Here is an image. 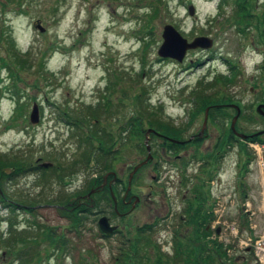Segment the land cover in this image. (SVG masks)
Listing matches in <instances>:
<instances>
[{
    "label": "rangeland",
    "instance_id": "374dc122",
    "mask_svg": "<svg viewBox=\"0 0 264 264\" xmlns=\"http://www.w3.org/2000/svg\"><path fill=\"white\" fill-rule=\"evenodd\" d=\"M155 1L29 0L30 6L21 10L18 5L0 0V56L10 62V40L5 35L11 28L21 54L30 58L25 66L9 63L12 70L0 62V157L19 156L33 162L34 167L58 168L46 173L33 170L3 185L6 202L12 198H35L37 202L11 211L0 193V264H122L123 249L130 248L126 239L135 237L137 228L152 226L155 218L169 217V207L177 213L183 204L187 206L182 212L184 218L177 213L151 230L149 237L158 252L150 247L149 254L135 257L137 264L158 263L159 255V264H174L172 257L179 242L186 252L193 253V260L204 257L210 242L223 254L220 264H260L255 258L264 259L262 250L257 249L264 247V145L233 139L223 158L218 154L208 158L217 145L226 141L236 113L228 109L230 117L216 114L217 122L209 117L200 135L206 110L196 114L193 96L195 92L198 96L202 92L216 93L239 100L241 106L236 100L230 103L231 108L235 109V104L244 110L236 122L238 130L246 134L264 131V121L256 111L257 104L264 102V24L252 18L249 24L241 25L240 32L238 25L226 23V17L235 11L233 0H162L168 2L169 9L161 4L159 13L151 17ZM252 1L253 12L263 15L264 0ZM191 5L195 7L193 15ZM38 19L45 27L43 32L35 27ZM168 24L189 41L208 36L213 46L188 50L182 62L163 58L158 50ZM231 66L239 71L236 82H217L221 74L233 76ZM110 84L114 85L108 90ZM141 86L148 90L149 100L144 99L151 103V110L159 107L160 116L172 128L185 129L178 139L194 135L203 142L199 146L188 142L183 149L175 150L158 136L148 134L153 158L137 171L129 190L130 172L149 155L147 133L133 137L129 129L133 126L125 129L138 108ZM108 100L116 112H96L98 117L86 112L91 107H104V103L108 108ZM35 103L39 106V121L32 123ZM77 116L88 120L76 124L73 120ZM81 130L87 132L84 137L92 130L114 136L111 149L117 178L95 161L65 168L80 155ZM252 157L248 171L247 161ZM156 174L165 192L157 187ZM113 178V183L119 184L121 213L113 211L104 194L96 195L100 204L95 209H99L97 214H85L80 231L71 230L69 219L60 212L63 203L57 201L76 200L85 193L89 198L91 181L104 179L103 184L110 185ZM130 191L132 196L142 198L138 196L133 207L123 201ZM198 206L203 207L200 219L195 217ZM102 215L110 216L111 222L118 225L111 236H104L99 229ZM11 221L16 230L12 231ZM46 227L54 228L58 239L64 237L66 244L59 247L45 240L41 231ZM10 238L15 252H23L19 259L10 250L12 247L3 243ZM257 238L259 242H251Z\"/></svg>",
    "mask_w": 264,
    "mask_h": 264
},
{
    "label": "trees",
    "instance_id": "16d2710c",
    "mask_svg": "<svg viewBox=\"0 0 264 264\" xmlns=\"http://www.w3.org/2000/svg\"><path fill=\"white\" fill-rule=\"evenodd\" d=\"M3 1H5L7 3L18 5L21 10L25 9L26 6L27 7L30 6V4H28V3H30L29 0H3ZM160 1H162V0H156L155 3L152 4L153 11L150 15L151 17H153L159 13L158 7H160L161 4L165 5L167 7V9H169V4L167 1H166V3H161ZM222 1L224 3L230 2V0H222ZM233 1L235 2V3L233 2L235 4L234 5L235 11H234L233 15L226 17V23L238 25L239 30H240V27L242 24H244V23L249 24V21L253 20L252 18H256L258 20H261V23L264 24V14L263 15L261 14V16H260V13H254L253 12L254 3L252 0H233ZM154 5H156V6H154ZM1 16L3 17L2 13H1ZM5 21H6L5 18H3L1 21L3 23V25H1L2 28L5 27ZM7 26L10 27L9 25H7ZM246 27H248V26H245L242 29L243 33H245V31H246V29H245ZM263 31H264V28H263ZM240 32H241V30H240ZM1 34L3 36H4V34H6L3 31V29H1ZM5 36L7 38H9V40H10V43L7 47V49L10 51V62L9 63L11 65L13 63L14 64L17 63L18 65H22V66H25L26 64L30 63V61H29L30 58L28 57V54H25V55L21 54L20 49L16 46L15 41H14V37L12 36L11 28H10V32L8 34H6ZM0 62L1 63L4 62V64L8 65L10 67V69L12 70L11 65H9V63L2 56H0ZM235 67L236 66L230 67V70H231L233 76L229 77V76H225V75L221 74L220 78H216L217 82H219L220 80H222L224 84H232V83L236 82V77H237L239 71L237 72V69ZM14 73H15V71L13 70V74ZM16 78H18V73L16 74ZM112 85H114V84H110L108 86V90L112 89V87H111ZM117 85H119V82L116 81V86ZM16 89H19V87H16ZM138 94H139L137 96L138 108L134 110V112L130 116L129 120H127V126L125 127V129L126 130L131 129V134L133 137L143 136V132L146 133L144 127L147 125L149 128H154L156 131L163 133V134H169L170 131L171 132L173 131L172 135L177 137V138L178 137L180 138L185 129L176 128L175 126L172 128L170 126V123L168 121H166L165 119H163L162 116H160L159 107L156 108L155 110H151L152 109L151 103L149 101L147 103L145 102V99H146V101L149 100L148 96L146 98V94H148V90L146 89L145 86H141V91ZM125 95H127V94H125ZM193 96L195 97L194 102L196 103V107H197L196 114L203 113L208 107H210L209 117H210L211 121L217 122L216 120L218 118L215 117V115L219 114V113L221 115L224 113L225 115H229V117L232 116V113L229 112L228 109H233L235 111V113L237 112L236 109L231 108V106H230V103H234L236 99H233L229 96L222 97L223 95L221 94L220 95L221 97H220L216 93H214V95L213 94L207 95L204 92L200 93L199 96H198V93L195 92L193 94ZM125 97H127V96H125ZM144 97H145V99H144ZM108 101H109L108 102V105H109L108 108H105V103H104L103 104L104 107L102 105H100L94 109L91 107L86 112L90 113L91 116H97L96 112H98V114H100V112L104 111V110L106 111L107 114H111L112 112H116L113 109L112 102L110 100H108ZM240 102H239V100L238 101L236 100L235 103H237L238 105L241 106ZM120 105H121V103H120ZM160 108H161V106H160ZM225 108H226V110H225ZM243 114H244V110H242L240 117H242ZM261 118L264 121V117L262 116ZM86 120H88V119H86L85 117H78L77 116V118L75 120H73V122L81 125V123L85 122ZM128 126H130V127L133 126V127L128 129ZM137 130H139V131H137ZM125 132H127V131H125ZM240 132H243V130H240ZM85 133H87V132L81 130V139L79 140L80 144H81V146H80L81 151L79 152L80 153L79 157L76 159H73L71 162H69L65 168H69V167L75 168L79 164H88L90 162L93 163L95 161L97 165L103 164V168L107 172L108 171H114L113 166H114L115 156H112V155L115 153L111 149V147L115 143V142L113 143V141H112L114 139V136H112L108 133L102 134L101 132H100L101 133V135H100L99 133H97V131L92 130V131H90V133L88 132V134L85 135V137H84L83 135ZM250 133L252 134L253 132H250ZM98 134L100 136H97ZM152 135H155V134H152ZM225 135H223V136H225ZM156 136H158V135H156ZM122 139L124 140L125 137L123 136ZM233 139H234V141L240 140V138L237 137L231 130L229 132V134L226 135V141L224 143H220L219 145H217L214 153H209L207 155V157L209 158L212 155L217 156V154H218L220 157L223 158V156H225L226 152L228 151L227 145L233 143L232 142ZM199 140H200V138L196 137V139L193 141H194V143H198V146H199L200 145L199 143L201 142ZM247 140L248 141L264 142V137L262 135L261 136L260 135L259 136H256V135L255 136H249L247 138ZM95 142H98L99 145H95ZM164 142H166V141H164ZM166 143L170 144V147L172 149H175V150L177 148L181 149L183 146V145H180L178 143H171V142H166ZM109 144H111V145H109ZM186 144H189V143L187 142ZM144 147H145V145H144ZM93 153H96V156L95 155L92 156ZM198 154H199V151H197L195 155L197 156ZM111 156H112V158H111ZM207 157H203V159H208ZM252 160H253V157L250 158L249 161H247V169L249 167L248 165L251 163ZM34 166L35 165L33 164V162H29V161L25 162V160L19 156H13L12 158H7V157L1 158L0 157V186H1L0 193L2 194L1 200H3V202L5 203V206L8 207L9 209H11V211H15L18 208H23L25 205H28V204L32 207L33 205L36 204L37 201L35 200V198H32V199L22 198V200L12 198L11 200H9V202H6L5 200H7L6 199L7 195L4 192V187H3L5 182L12 181L14 179H18L23 174L25 175L26 173L31 172L33 170L34 171L35 170H37V171L43 170V172L46 173L49 169H56V170L58 169L57 167H55V168L51 167V168L46 169V168L40 167L39 165L36 167H34ZM62 170H64V168H62ZM59 176L62 177L63 175H59ZM97 182H99L98 179H95L94 181H91L89 183V187L87 188V191L89 192L93 189L96 190L93 194H91L89 196V198L86 196L87 194L85 193L84 197H82V195H79L78 199H76V200H72V201L68 200V201H63V202L57 201L58 203H63L62 205L64 208L60 209V212L63 214V216H65L69 219L71 230L74 229L76 231H80L81 227L84 225L85 217H83V216L85 214L86 215L89 213L90 214H92V213L97 214L96 212H98L99 209L97 211H95V209L98 208V206L100 204L94 198V196H96V195H103L104 194V199H106V201L109 202L110 206L113 207V211H115L118 214L121 213L120 212L121 211L120 202H119V197H118L119 196V189H118L119 184L115 183L113 185V187L111 188L108 184L104 185V187H102L104 179H103V181H100L99 183H97ZM112 191H114V194L116 195L117 200H118L117 209L115 208L114 199H113V196L111 193ZM202 206H198L194 209L195 210V217H197L198 215L201 214L200 210L203 209ZM31 207L28 208L29 211L30 210L32 211L33 208H31ZM192 207H193V205H192ZM204 211H205V213L208 212V210H205V209H204ZM32 212L34 213V211H32ZM207 216H209V215L207 214ZM199 219H200V217H199ZM10 224H11L12 231L14 229L16 230V228H15L16 224H14L12 221L10 222ZM197 229L199 230V228H197ZM151 230L153 231L152 226L146 224L144 226L137 228V234L135 236L136 238L130 237V238L126 239L127 242H130V245H129L130 248L127 250L123 249L124 252H122L123 254H121V257L125 261L122 264H137L135 262V261H137V259H135V257L140 258L143 255L149 254L151 251L150 247L155 249L154 250L155 252H158L156 250V247L153 245L152 238L149 237ZM41 233L45 236V240L50 241L52 244L55 243L54 244L55 246L58 245L60 247L61 244L62 245L66 244L65 238L60 237L58 239V237L54 231V228H52V227H46V229H42ZM22 239L25 240V237H23ZM13 241L14 240H11V238L8 240L5 239L3 241V243H5L7 248L9 246H11L13 248L14 245L10 244ZM176 242H178V240H176ZM220 246L222 247L223 244H221ZM12 248H10V250H12L13 252H15V250H17L15 248H13V249ZM222 250L223 249L221 248V251ZM192 251L194 252V250H192ZM162 254H164V253H162ZM15 255H16L15 257L17 259H19L22 257L23 252L16 251ZM192 255H193V253L186 252V249H184L183 245L179 242V245L177 244V246L175 247V256L172 257V262H174V264H176L179 261L180 262L182 261L184 264H209L208 261H205V260L203 261L202 258L201 259L194 258V260H193ZM222 256H223V254H222ZM222 256L220 255V257H222ZM161 257H162L161 255L158 256V260H157L158 263L155 262V264H159V262L162 261L160 259ZM230 260L232 261V259H228L229 262H230ZM20 264H24V261L21 262ZM222 264H228V263L223 262Z\"/></svg>",
    "mask_w": 264,
    "mask_h": 264
},
{
    "label": "water",
    "instance_id": "95a60500",
    "mask_svg": "<svg viewBox=\"0 0 264 264\" xmlns=\"http://www.w3.org/2000/svg\"><path fill=\"white\" fill-rule=\"evenodd\" d=\"M189 11L190 13L193 15L195 13V7L193 5L189 6ZM35 27L38 28L40 31H45V27L41 24V20L38 19L35 23ZM213 46V39L208 37V36H197L195 37L192 41H189L186 37H184L180 31L172 24H168L164 27V31H163V43L160 46L159 50H158V54L163 57V58H173L176 59L178 61H183L187 51L190 49H194V48H211ZM233 106H235V108L237 109V113L236 115L233 117L232 122H231V128L233 130V132L241 137V138H247L248 135L245 133H241L236 129V122L240 116L241 113V109L238 105L233 104ZM209 111H210V107H208L205 111V117H204V122H203V128L201 130V134L204 132L206 125H207V121L209 118ZM257 111L259 113H261L262 115H264V104H260L257 107ZM31 122L32 123H36L39 121V106L37 103H35L32 113H31ZM157 133L159 134L157 131H155L154 129L150 128L147 131V136H146V146H147V150L149 152L148 157L143 160L141 163L137 164L134 169L130 172L129 174V190L132 187V180L133 177L135 175V173L144 165L147 164L151 158H153L152 152H151V146L149 144V137L148 134L150 133ZM261 133H264V131L261 132H257L255 135H259ZM175 142H178V140H174ZM47 167V166H45ZM113 173V175L115 176V178L117 177V174L115 172H111ZM108 177L107 175L105 176V178ZM107 179V178H106ZM114 180V179H113ZM112 184L110 183V186ZM95 190H91L90 193L88 194L90 196V194L94 193ZM112 195L114 197L115 203L117 205V200L116 197L114 195V192H112ZM99 228L100 230L105 234V235H110L113 232H115L118 229V225H113L110 221V218L108 216H102L99 221Z\"/></svg>",
    "mask_w": 264,
    "mask_h": 264
},
{
    "label": "flooded vegetation",
    "instance_id": "af4514ba",
    "mask_svg": "<svg viewBox=\"0 0 264 264\" xmlns=\"http://www.w3.org/2000/svg\"><path fill=\"white\" fill-rule=\"evenodd\" d=\"M169 122V121H168ZM170 123V122H169ZM171 126V125H170ZM173 134V131L171 132L170 131V133L169 134H166L165 136L166 137H162L161 136V139H163V141H166V142H171V143H174V142H172L169 138H175V139H178L177 137H175V136H173L172 135ZM167 137H169V138H167ZM190 137H192V140L190 141L191 142V144L190 145H196L194 142H193V140H195V136L194 135H191ZM178 140H180V141H185V139H178ZM201 142H203V140L201 141ZM175 143H178V142H175ZM178 144H180V145H183L182 146V148L181 149H183L184 148V146L185 145H187L186 144V142H184V143H178ZM189 146V145H188ZM154 181L155 182H157L158 183V185H157V187L158 188H160V190H161V192H165V187H163V186H161L162 184H161V179L160 178H158V175L156 174L155 175V177H154ZM153 186L154 185H151L150 187L152 188V189H154L153 188ZM131 192L132 191H130L129 192V194H131ZM139 197H140V195H138ZM138 196H136V195H133L132 196V194L131 195H128L127 197H125L124 198V201H125V204L126 205H130L131 207H133V203L137 200V202L139 201V197ZM140 199L142 200V198L140 197ZM169 206V205H168ZM187 208V206L185 205V204H183V209H179V211H177V213L178 214H180V217L181 218H184V215L182 214V212L185 210ZM169 213H170V215H169V217H165V218H162V217H160V218H155V220H153L151 223H153V225H152V227H153V229L154 230H156L157 228H158V226L160 225V224H162V222H164V221H167V220H169L170 218H171V216H175V215H177V213L175 212L174 213V211L172 210V208H170L169 207ZM200 213L201 214H203V211L202 210H200ZM122 215H123V213H122ZM183 216V217H182ZM207 230H210L209 229V227H207ZM209 236V235H208ZM214 237H212L211 239H213ZM210 244L211 245H209L205 250H204V252L203 253H205L204 254V257H202V260L204 261H208V263L209 264H220V252L218 251V249L216 248V246L214 245V243L213 242H210ZM249 250V249H248ZM248 251H246L245 253H247ZM245 255H243V257L242 258H244V259H248V257H244Z\"/></svg>",
    "mask_w": 264,
    "mask_h": 264
},
{
    "label": "built area",
    "instance_id": "2783aa9c",
    "mask_svg": "<svg viewBox=\"0 0 264 264\" xmlns=\"http://www.w3.org/2000/svg\"><path fill=\"white\" fill-rule=\"evenodd\" d=\"M258 242H259V240H258ZM256 243H257V242H256ZM257 246H258V245H257ZM255 247H256V246H255ZM257 249H258V250L261 249L262 252H263L262 255H264V247H261V248L258 247ZM259 259H260V261L264 264V259H263V257H261V258L259 257Z\"/></svg>",
    "mask_w": 264,
    "mask_h": 264
},
{
    "label": "bare ground",
    "instance_id": "6f19581e",
    "mask_svg": "<svg viewBox=\"0 0 264 264\" xmlns=\"http://www.w3.org/2000/svg\"><path fill=\"white\" fill-rule=\"evenodd\" d=\"M96 191V190H95Z\"/></svg>",
    "mask_w": 264,
    "mask_h": 264
}]
</instances>
